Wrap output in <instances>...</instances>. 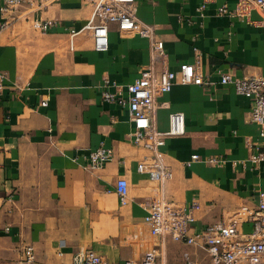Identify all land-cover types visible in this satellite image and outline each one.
I'll return each mask as SVG.
<instances>
[{
    "label": "crops",
    "instance_id": "0c3cea01",
    "mask_svg": "<svg viewBox=\"0 0 264 264\" xmlns=\"http://www.w3.org/2000/svg\"><path fill=\"white\" fill-rule=\"evenodd\" d=\"M223 6L227 15L219 13ZM134 8L138 20L156 28L169 68L196 65L203 79L201 86L175 85L156 101L155 128L166 131L169 115L179 112L187 134L162 149L172 174L164 196L186 207L197 203L189 235L221 221L248 227L264 193V164L248 161L249 145L264 147V138L249 119L252 103L221 85L220 76L264 77V13L252 0H135ZM28 12L18 9L3 28L0 15V241L19 247V257L32 247L34 264H74L79 249L109 262L139 260L151 248L143 204L153 185L137 171L148 153L129 141L127 109L103 102L100 92L105 81L125 87L137 79L149 64L148 43L111 25L107 50L95 51L86 0H55ZM33 20L55 25L42 33ZM100 146L110 161L85 170ZM211 158L223 164L210 165ZM120 178L129 188L123 206L114 192ZM185 252L201 264L207 259L167 238L165 264H181Z\"/></svg>",
    "mask_w": 264,
    "mask_h": 264
},
{
    "label": "built area",
    "instance_id": "2783aa9c",
    "mask_svg": "<svg viewBox=\"0 0 264 264\" xmlns=\"http://www.w3.org/2000/svg\"><path fill=\"white\" fill-rule=\"evenodd\" d=\"M55 0H3L0 15L7 25L15 12L26 7L28 13H37ZM92 6L91 18L86 29L91 30L95 51L108 48L109 27L114 25L123 35H135L148 43L149 64L143 68L135 81L125 87L105 81L100 92L103 102L115 103L126 108L132 125L128 138L132 146L145 150L148 155L137 164V171L148 175L153 185V197L143 204L145 215L143 223L148 230L151 248L139 260L121 259L109 262L103 255L92 249H79L73 257L74 264H165V241L167 238L186 246H194L204 251L209 264H264V193L260 195L255 215L250 225L241 228L234 221H221L206 227L193 235L188 234V227L195 221L193 212L197 203L186 207L170 201L164 196V185L171 179V169L162 152L167 139L186 137L183 114L174 112L169 115L166 131H158L154 125V112L159 97L170 92L175 85H203L202 76L197 73L196 65L182 63L176 70L168 65L164 43L156 40V28L147 25L136 17L135 0H86ZM254 7L264 13V0H252ZM229 9L223 6L219 13L227 15ZM55 22L52 20H33L32 28L42 33L48 32ZM72 46V43H70ZM5 79L0 71V96ZM221 85H230L234 92L252 103L249 119L254 123L259 136L264 138V77L252 75L234 77L231 74L220 76ZM48 99H43L40 106L45 108ZM248 161L257 166L264 164V147L249 145ZM111 159L110 151L104 146L89 152L88 163L83 168L87 171L102 169ZM192 161L199 157L193 155ZM210 165L220 166L223 161L211 158ZM1 171V164H0ZM119 204L126 205L129 188L124 178L117 180L114 186ZM9 232V228H5ZM34 251L30 246L23 247L19 264H32ZM181 264H201L192 260L187 252L183 253Z\"/></svg>",
    "mask_w": 264,
    "mask_h": 264
},
{
    "label": "rangeland",
    "instance_id": "374dc122",
    "mask_svg": "<svg viewBox=\"0 0 264 264\" xmlns=\"http://www.w3.org/2000/svg\"><path fill=\"white\" fill-rule=\"evenodd\" d=\"M0 250L3 255V257H0V264H19V247L14 246L8 239H3L0 241ZM32 264H34V262ZM202 264H209V262L205 259Z\"/></svg>",
    "mask_w": 264,
    "mask_h": 264
}]
</instances>
